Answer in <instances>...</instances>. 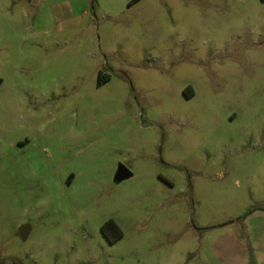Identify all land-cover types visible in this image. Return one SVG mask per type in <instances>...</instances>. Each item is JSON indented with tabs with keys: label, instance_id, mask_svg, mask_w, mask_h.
<instances>
[{
	"label": "rangeland",
	"instance_id": "obj_1",
	"mask_svg": "<svg viewBox=\"0 0 264 264\" xmlns=\"http://www.w3.org/2000/svg\"><path fill=\"white\" fill-rule=\"evenodd\" d=\"M263 206L264 0H0V264H219Z\"/></svg>",
	"mask_w": 264,
	"mask_h": 264
},
{
	"label": "crops",
	"instance_id": "obj_2",
	"mask_svg": "<svg viewBox=\"0 0 264 264\" xmlns=\"http://www.w3.org/2000/svg\"><path fill=\"white\" fill-rule=\"evenodd\" d=\"M261 208L255 210L261 220H245L243 231L228 233L224 242L214 248L213 256L219 264H264V209ZM246 245L251 250L249 255Z\"/></svg>",
	"mask_w": 264,
	"mask_h": 264
},
{
	"label": "water",
	"instance_id": "obj_3",
	"mask_svg": "<svg viewBox=\"0 0 264 264\" xmlns=\"http://www.w3.org/2000/svg\"><path fill=\"white\" fill-rule=\"evenodd\" d=\"M130 177H132L131 171L129 169H127L125 166L119 165L118 170H117L116 175H115L116 182H121V181L126 180ZM20 234H21L22 238L25 239V229L24 228L20 229Z\"/></svg>",
	"mask_w": 264,
	"mask_h": 264
},
{
	"label": "trees",
	"instance_id": "obj_4",
	"mask_svg": "<svg viewBox=\"0 0 264 264\" xmlns=\"http://www.w3.org/2000/svg\"><path fill=\"white\" fill-rule=\"evenodd\" d=\"M104 82V80H100V83H103ZM261 209H264V207H262ZM105 231V230H104Z\"/></svg>",
	"mask_w": 264,
	"mask_h": 264
},
{
	"label": "flooded vegetation",
	"instance_id": "obj_5",
	"mask_svg": "<svg viewBox=\"0 0 264 264\" xmlns=\"http://www.w3.org/2000/svg\"><path fill=\"white\" fill-rule=\"evenodd\" d=\"M104 234H106V233H104Z\"/></svg>",
	"mask_w": 264,
	"mask_h": 264
}]
</instances>
